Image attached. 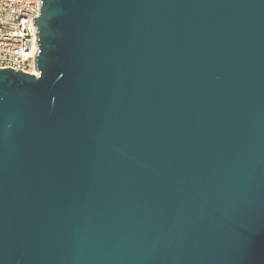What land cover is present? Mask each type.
I'll return each mask as SVG.
<instances>
[{
  "label": "water",
  "instance_id": "obj_1",
  "mask_svg": "<svg viewBox=\"0 0 264 264\" xmlns=\"http://www.w3.org/2000/svg\"><path fill=\"white\" fill-rule=\"evenodd\" d=\"M0 70V264H264V0H41Z\"/></svg>",
  "mask_w": 264,
  "mask_h": 264
},
{
  "label": "built area",
  "instance_id": "obj_2",
  "mask_svg": "<svg viewBox=\"0 0 264 264\" xmlns=\"http://www.w3.org/2000/svg\"><path fill=\"white\" fill-rule=\"evenodd\" d=\"M40 4L41 0H0V70L36 71L34 19L40 17Z\"/></svg>",
  "mask_w": 264,
  "mask_h": 264
},
{
  "label": "bare ground",
  "instance_id": "obj_3",
  "mask_svg": "<svg viewBox=\"0 0 264 264\" xmlns=\"http://www.w3.org/2000/svg\"><path fill=\"white\" fill-rule=\"evenodd\" d=\"M32 75H38L37 71L31 72Z\"/></svg>",
  "mask_w": 264,
  "mask_h": 264
},
{
  "label": "rangeland",
  "instance_id": "obj_4",
  "mask_svg": "<svg viewBox=\"0 0 264 264\" xmlns=\"http://www.w3.org/2000/svg\"><path fill=\"white\" fill-rule=\"evenodd\" d=\"M30 72H33V70H31Z\"/></svg>",
  "mask_w": 264,
  "mask_h": 264
}]
</instances>
